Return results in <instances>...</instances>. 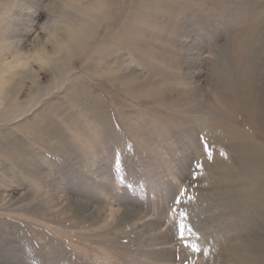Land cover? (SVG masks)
Returning a JSON list of instances; mask_svg holds the SVG:
<instances>
[{
  "label": "rangeland",
  "instance_id": "1",
  "mask_svg": "<svg viewBox=\"0 0 264 264\" xmlns=\"http://www.w3.org/2000/svg\"><path fill=\"white\" fill-rule=\"evenodd\" d=\"M248 84L264 0H0V264H238Z\"/></svg>",
  "mask_w": 264,
  "mask_h": 264
},
{
  "label": "bare ground",
  "instance_id": "2",
  "mask_svg": "<svg viewBox=\"0 0 264 264\" xmlns=\"http://www.w3.org/2000/svg\"><path fill=\"white\" fill-rule=\"evenodd\" d=\"M59 51H62V50H59ZM242 68H241V71L243 70ZM252 70L256 71L254 68L249 69V71H252ZM246 73H248L246 72V70L242 71V78H243V75H246ZM255 74L256 73H252L250 75L254 76ZM255 78L257 79V76ZM249 84L246 85L248 86V88L246 89L247 91H244L242 94L243 110L247 114L249 123L255 129H258L259 125H264V111L261 112L259 110L258 108L259 99L257 100V97H255V93L257 96V92H255L254 89H252L253 86ZM223 86H225L226 88H229L228 90L230 92L232 91V89L230 88L231 84L229 82L226 81V84ZM244 142L245 140H243V143ZM241 146H246V143H244ZM255 159L256 158L249 157V159H247L244 162V171L241 174L242 176L240 177L241 179L240 188L232 189V188H229L228 186V188H226V191L222 197H223V200H225L226 202L224 205H226L227 207H231L232 210H235L238 218L243 219V221H245L247 224L248 223L251 224V227L261 228L263 221H264V216H263L264 191L262 190L264 188V174H263L264 169ZM214 170H215L214 172L218 175L219 177L218 180L221 182V184L226 185L231 182L233 175L227 169L225 168L215 169L214 168ZM241 229L242 230L240 231L242 235L245 229L243 228ZM250 231H251V228H250ZM248 232L246 230V233L249 234L248 236L250 237L251 232L250 233ZM239 238L242 239V237L240 236ZM242 245L243 246L240 250H238L237 247L231 248V251H233L234 257H237L236 262L238 261V264L239 263L240 264L241 263L242 264H258L260 260L264 261L263 260L264 258V252H263L264 251V239L249 238L248 241L243 240Z\"/></svg>",
  "mask_w": 264,
  "mask_h": 264
},
{
  "label": "snow or ice",
  "instance_id": "3",
  "mask_svg": "<svg viewBox=\"0 0 264 264\" xmlns=\"http://www.w3.org/2000/svg\"><path fill=\"white\" fill-rule=\"evenodd\" d=\"M176 202H179L178 200H176Z\"/></svg>",
  "mask_w": 264,
  "mask_h": 264
}]
</instances>
